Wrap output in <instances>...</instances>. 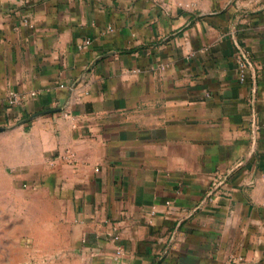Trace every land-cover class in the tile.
Listing matches in <instances>:
<instances>
[{
	"label": "crops",
	"instance_id": "0c3cea01",
	"mask_svg": "<svg viewBox=\"0 0 264 264\" xmlns=\"http://www.w3.org/2000/svg\"><path fill=\"white\" fill-rule=\"evenodd\" d=\"M26 195L65 263L264 264V0H0V214Z\"/></svg>",
	"mask_w": 264,
	"mask_h": 264
},
{
	"label": "rangeland",
	"instance_id": "374dc122",
	"mask_svg": "<svg viewBox=\"0 0 264 264\" xmlns=\"http://www.w3.org/2000/svg\"><path fill=\"white\" fill-rule=\"evenodd\" d=\"M5 204L3 206L0 201V209H5ZM17 210H24L25 217L22 218ZM38 210L41 213L40 219L34 216ZM50 210L53 211V202L45 195L40 199L29 195L18 196L9 203L7 212L0 214V264H3L2 257L7 254L10 256L7 264H18L17 258L21 259L22 253L21 264H71L65 263L57 255L59 253L54 247L57 239H53V218ZM3 243H8V246L3 247Z\"/></svg>",
	"mask_w": 264,
	"mask_h": 264
},
{
	"label": "built area",
	"instance_id": "2783aa9c",
	"mask_svg": "<svg viewBox=\"0 0 264 264\" xmlns=\"http://www.w3.org/2000/svg\"><path fill=\"white\" fill-rule=\"evenodd\" d=\"M87 44H90V42L88 41ZM240 68H241V74H240L241 81L244 82L245 78H246L247 64L245 62H242L240 65ZM111 239H112V241H114L116 243V249H115L116 258L122 257L124 254V250L120 245V241H121L120 236L119 235H111Z\"/></svg>",
	"mask_w": 264,
	"mask_h": 264
}]
</instances>
